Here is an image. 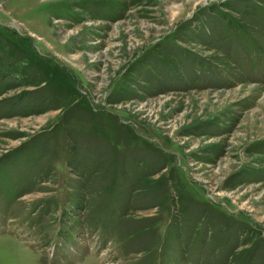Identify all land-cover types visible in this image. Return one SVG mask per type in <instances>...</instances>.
<instances>
[{
  "label": "rangeland",
  "instance_id": "374dc122",
  "mask_svg": "<svg viewBox=\"0 0 264 264\" xmlns=\"http://www.w3.org/2000/svg\"><path fill=\"white\" fill-rule=\"evenodd\" d=\"M0 264H264V0H0Z\"/></svg>",
  "mask_w": 264,
  "mask_h": 264
}]
</instances>
